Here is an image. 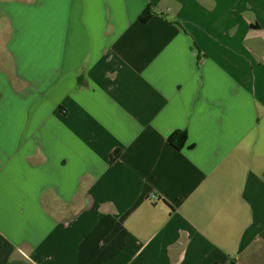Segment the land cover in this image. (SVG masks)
Returning a JSON list of instances; mask_svg holds the SVG:
<instances>
[{
	"label": "crops",
	"instance_id": "obj_1",
	"mask_svg": "<svg viewBox=\"0 0 264 264\" xmlns=\"http://www.w3.org/2000/svg\"><path fill=\"white\" fill-rule=\"evenodd\" d=\"M0 264H264V0H0Z\"/></svg>",
	"mask_w": 264,
	"mask_h": 264
},
{
	"label": "trees",
	"instance_id": "obj_2",
	"mask_svg": "<svg viewBox=\"0 0 264 264\" xmlns=\"http://www.w3.org/2000/svg\"><path fill=\"white\" fill-rule=\"evenodd\" d=\"M152 11L150 6H148L147 10L144 12V14L142 15V17L140 18L141 21H147L152 17ZM171 143L174 142H182L185 140V133L184 132H175L170 138H169ZM118 153H114L111 156V160L110 163L114 162L117 158H118Z\"/></svg>",
	"mask_w": 264,
	"mask_h": 264
}]
</instances>
